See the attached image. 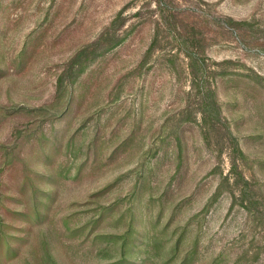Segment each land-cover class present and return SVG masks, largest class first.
Returning <instances> with one entry per match:
<instances>
[{
	"label": "rangeland",
	"instance_id": "374dc122",
	"mask_svg": "<svg viewBox=\"0 0 264 264\" xmlns=\"http://www.w3.org/2000/svg\"><path fill=\"white\" fill-rule=\"evenodd\" d=\"M0 264H264V0H0Z\"/></svg>",
	"mask_w": 264,
	"mask_h": 264
},
{
	"label": "trees",
	"instance_id": "16d2710c",
	"mask_svg": "<svg viewBox=\"0 0 264 264\" xmlns=\"http://www.w3.org/2000/svg\"><path fill=\"white\" fill-rule=\"evenodd\" d=\"M119 15H120V14H119ZM112 23H113V21H112ZM105 34H107V31H106V30L103 31V33L101 34V36H100L99 39H101L103 36H105ZM99 39H98V40H99ZM95 42H97V41H95ZM188 56H190V55H188ZM190 57H191V56H190ZM193 61H195V62L198 63V58L195 57ZM193 61H192V62H193ZM192 62H190V65H193ZM193 66H194V65H193ZM193 66H192V68H193ZM199 66H200V64L198 65V67H199Z\"/></svg>",
	"mask_w": 264,
	"mask_h": 264
}]
</instances>
